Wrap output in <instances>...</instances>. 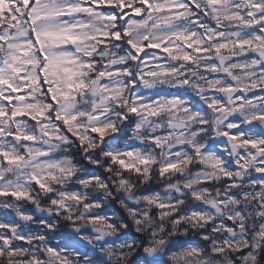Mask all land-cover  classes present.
Listing matches in <instances>:
<instances>
[{
    "label": "snow or ice",
    "instance_id": "snow-or-ice-1",
    "mask_svg": "<svg viewBox=\"0 0 264 264\" xmlns=\"http://www.w3.org/2000/svg\"><path fill=\"white\" fill-rule=\"evenodd\" d=\"M0 210V264H264V0H0Z\"/></svg>",
    "mask_w": 264,
    "mask_h": 264
},
{
    "label": "trees",
    "instance_id": "trees-1",
    "mask_svg": "<svg viewBox=\"0 0 264 264\" xmlns=\"http://www.w3.org/2000/svg\"><path fill=\"white\" fill-rule=\"evenodd\" d=\"M25 207L28 208L29 210H31V207H32V206H31V205H25ZM2 211H3V210H0V212H2ZM36 216H37V215H36ZM37 218H39V217L37 216ZM65 229H66V226H63V225H62V227H61V231H64Z\"/></svg>",
    "mask_w": 264,
    "mask_h": 264
}]
</instances>
